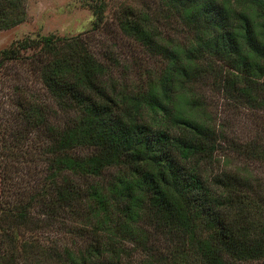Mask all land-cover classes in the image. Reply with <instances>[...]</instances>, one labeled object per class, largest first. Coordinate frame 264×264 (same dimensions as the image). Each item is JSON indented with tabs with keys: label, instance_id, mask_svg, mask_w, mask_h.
<instances>
[{
	"label": "trees",
	"instance_id": "trees-1",
	"mask_svg": "<svg viewBox=\"0 0 264 264\" xmlns=\"http://www.w3.org/2000/svg\"><path fill=\"white\" fill-rule=\"evenodd\" d=\"M22 1L0 0V29L21 20ZM82 2L93 13V28L105 22L104 0ZM154 12L123 6L112 17L144 51L165 56L158 91L137 85L121 91L109 66L79 37L42 36L30 64L67 115L50 122L46 111L52 109L23 96L16 113L21 127L11 133L0 126V264H123L121 242L147 247L153 231L167 244L159 264H192L190 251L194 264L264 258L262 177L231 169L203 175L199 163L213 155L214 130L168 105L183 80L208 70L229 99L264 108V0H159ZM168 21L181 38L162 31ZM29 43L0 48V65ZM143 106L161 113V126L139 118ZM256 141L238 147L264 164V136ZM85 208L101 216L77 254L28 241L25 232L42 217L53 223ZM144 264L158 263L149 258Z\"/></svg>",
	"mask_w": 264,
	"mask_h": 264
},
{
	"label": "rangeland",
	"instance_id": "rangeland-1",
	"mask_svg": "<svg viewBox=\"0 0 264 264\" xmlns=\"http://www.w3.org/2000/svg\"><path fill=\"white\" fill-rule=\"evenodd\" d=\"M82 1L23 0L20 3L21 20L10 27L0 29V48L10 44L16 46L17 41L22 39L30 42L18 49L17 59L3 61L0 65V126H5L11 133L17 130L15 128L21 127L16 113L19 98L23 96H29V99L35 98V101L42 103L44 110L48 107L52 109V112L46 111V118L50 122H60L66 118L67 112L55 107V101L42 87L37 69L30 64L34 55L41 51L44 35L79 37L95 56L109 66L111 73L117 77V88L121 91L126 88L125 91H128V88L135 85L143 88L151 86L157 90L156 80L166 62L165 56L152 55L144 51L136 41L134 43L122 34L112 16L115 10L123 6L131 7L133 12H147L152 16L159 0H104L106 20L94 28L91 26L93 13L87 3ZM160 25L162 31L169 37L181 38V29L175 23L168 21ZM40 55L43 54L40 52ZM212 79L211 73L206 70L201 76L183 80L168 104L171 112H188L214 130L216 148L213 155L209 160H202L199 163L203 175L208 178L216 171L231 169L249 178L259 175L263 180L260 181V186L264 188L263 161L255 156L249 157L253 154L242 153L241 148L238 147L244 146L247 142H257L256 139L258 140L261 135L264 136V108L232 101ZM138 116L152 126L162 125L161 113L153 112L147 106L140 109ZM164 122L167 124V121ZM79 151L86 150L82 148ZM78 179L79 182L84 183L83 178L73 177L75 181ZM86 180L93 181L96 178L87 177ZM85 209L80 211V214L60 217L53 223L50 217L44 216L39 226L32 232H25V235L31 237L28 241L35 246L71 247L75 249L73 252L75 255L77 248L82 249L87 245L89 238L86 235L89 230H93L90 228L101 216L89 214V210ZM86 219L89 221L88 226L83 223ZM134 229L138 231L140 228ZM157 234L153 231L146 238L147 247L131 240L121 242L123 250L120 252V262L144 264L146 259L153 258L159 264L157 259L166 254L167 244L164 236ZM187 260L192 264L198 261L192 251L187 254ZM57 261L66 263L61 259ZM234 264H264V258L238 261Z\"/></svg>",
	"mask_w": 264,
	"mask_h": 264
}]
</instances>
